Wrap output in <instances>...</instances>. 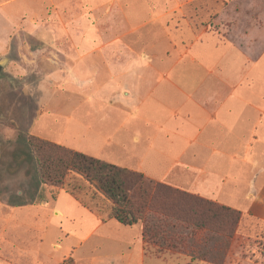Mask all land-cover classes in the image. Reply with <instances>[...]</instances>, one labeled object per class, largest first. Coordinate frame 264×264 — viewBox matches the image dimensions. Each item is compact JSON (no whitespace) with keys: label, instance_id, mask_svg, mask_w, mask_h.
<instances>
[{"label":"crops","instance_id":"crops-1","mask_svg":"<svg viewBox=\"0 0 264 264\" xmlns=\"http://www.w3.org/2000/svg\"><path fill=\"white\" fill-rule=\"evenodd\" d=\"M74 1L44 0L65 10ZM177 1L118 0L146 6L135 13L145 19L140 32L154 36L149 57L133 59L125 42L70 44L74 57L59 62L60 102L45 105L35 124L59 116V145L262 219L264 10L243 0L251 2L243 28L225 34L223 27L191 26ZM174 19L182 25L169 28ZM3 210L0 264H164L180 257L217 264L185 252L157 254L140 224H120L92 195L66 186L40 187L35 199Z\"/></svg>","mask_w":264,"mask_h":264},{"label":"rangeland","instance_id":"rangeland-1","mask_svg":"<svg viewBox=\"0 0 264 264\" xmlns=\"http://www.w3.org/2000/svg\"><path fill=\"white\" fill-rule=\"evenodd\" d=\"M14 1L0 7V67L3 75L0 78V213L11 204L35 199L40 187L44 191L57 190L37 184L27 138L34 136L60 142L65 125L63 119L47 114L35 122L45 105L57 106L60 102L59 62L74 57V51L68 50L69 45L125 42L131 46L133 59H146L154 42L151 33L140 32L146 28L138 29L145 19L136 16L135 11L147 10L139 2H133L128 8V4L118 0H76L65 10L58 3L44 0ZM255 1L264 10V0ZM248 3L243 0H178L176 5L181 6L179 12L191 26L215 30L223 27L225 34L235 29L236 34V30L243 28L245 20H241V15L244 8L251 5ZM124 5L128 11L126 15ZM21 7L24 10H19L15 16V10ZM171 22V25L167 23L169 28L182 25L181 20L177 24L175 19ZM67 27L69 33L65 34ZM123 27L132 31L124 33ZM76 29L80 32H75ZM22 148L27 153V163L24 155H16ZM28 169L29 175L26 174ZM74 180V176L67 178L68 182ZM93 191V187L85 188V193L90 195ZM190 246H193L194 254L203 253L212 263L264 264V218L240 212L232 236L205 230L197 234ZM164 264H186V259L166 258Z\"/></svg>","mask_w":264,"mask_h":264},{"label":"trees","instance_id":"trees-1","mask_svg":"<svg viewBox=\"0 0 264 264\" xmlns=\"http://www.w3.org/2000/svg\"><path fill=\"white\" fill-rule=\"evenodd\" d=\"M27 141L38 185L66 186L77 194L93 187L95 203L104 205L109 215L122 225L140 224L143 240L159 255L179 251L189 253L192 259L205 258L203 253L194 255L191 250L197 234L209 230L229 237L235 232L240 218L238 210L45 139L29 136ZM16 155H24L27 163L23 148ZM29 172L28 169L26 174ZM69 176L75 180L68 182Z\"/></svg>","mask_w":264,"mask_h":264},{"label":"flooded vegetation","instance_id":"flooded-vegetation-1","mask_svg":"<svg viewBox=\"0 0 264 264\" xmlns=\"http://www.w3.org/2000/svg\"><path fill=\"white\" fill-rule=\"evenodd\" d=\"M3 75H2V69H1V67H0V78L2 77ZM18 152V151H17Z\"/></svg>","mask_w":264,"mask_h":264},{"label":"built area","instance_id":"built-area-1","mask_svg":"<svg viewBox=\"0 0 264 264\" xmlns=\"http://www.w3.org/2000/svg\"><path fill=\"white\" fill-rule=\"evenodd\" d=\"M62 264H67V262L65 261V262H63Z\"/></svg>","mask_w":264,"mask_h":264}]
</instances>
